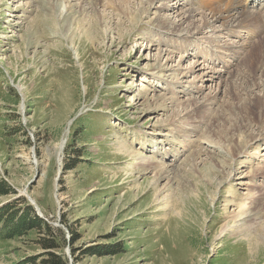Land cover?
<instances>
[{"label":"rangeland","instance_id":"rangeland-1","mask_svg":"<svg viewBox=\"0 0 264 264\" xmlns=\"http://www.w3.org/2000/svg\"><path fill=\"white\" fill-rule=\"evenodd\" d=\"M98 2L0 0V264H25L41 251L37 231L14 233L27 212L25 190L64 230L72 264H264L263 178L247 180L264 144L253 159L232 158L230 142L250 136L233 133L234 121L217 114L242 66L232 63L219 82L197 49L240 37L223 34V20L211 18L214 0ZM189 9L194 17L187 20ZM161 16L170 29L178 24L174 32L157 29ZM203 16L210 20L202 25ZM187 31L196 34L185 40V53L178 36ZM194 63L182 78L178 68ZM161 65L170 67L163 81L152 74ZM199 67L208 74L198 103L184 105L190 96L173 93L165 79L195 85ZM205 100L213 103L204 122L198 109ZM170 130L179 144L166 138ZM243 196L244 211L229 223L238 232L221 234L228 212L238 211L231 204L226 210L225 199L241 204Z\"/></svg>","mask_w":264,"mask_h":264},{"label":"bare ground","instance_id":"bare-ground-1","mask_svg":"<svg viewBox=\"0 0 264 264\" xmlns=\"http://www.w3.org/2000/svg\"><path fill=\"white\" fill-rule=\"evenodd\" d=\"M93 1H95L96 5L97 4L99 5L98 0L97 1L93 0ZM219 2H223V5L220 6L218 4ZM214 5H215V9L217 8L218 10L216 12L213 11L211 18H213V20L218 19V18H221L223 20L224 24L222 25L223 27L222 33L223 34L226 33L227 36H230L231 34H237V36L240 37V40L238 41L231 40L232 42H227V41L220 40V39L219 40L218 39L209 40V41L207 40L208 42L203 43L201 47L199 45H198L199 47L197 46V49H199V52L201 54V58L199 57L198 58L201 60L203 68H205L206 70L212 69L209 72H212L214 74L219 73V77H218L219 82L222 78V72L223 71L224 73L229 72V68L232 65V63L234 62L241 63L242 69L240 73L232 76L231 78L233 79L232 81L229 80L230 83L228 87L229 89L228 92L231 94L230 99H229L230 102L226 106H223L222 103L218 104L217 108L219 109L217 110V112L219 111L221 113L220 115H219V112L217 114L219 116V119H221L220 121L223 123L228 122L227 118L231 119V121H234L233 126H232L233 127L232 130L234 131L233 133L237 131L238 132L244 131L245 133L248 134V136H250V140L247 143L241 142L239 138L234 142L233 140L232 141L230 140L231 148L228 151H231V152L235 151L232 158H236L240 155H243V157L245 156V158L253 159L252 157L256 156V154L258 153L257 149L261 147V143L264 144V0H258V1H254V0H214ZM256 5L258 8H256ZM189 17L190 18L194 17L190 9L188 10L187 20ZM203 18H204V22H202V25L206 22V20L208 19V16H205V17L203 16ZM156 19L158 21V24H156L157 22L155 23L157 25V29L167 30V29H164L166 27L170 29L171 27L170 26L171 22H169L170 18L169 19L165 17L163 18L161 16V17H157ZM187 20H185V22ZM195 20L196 19L194 18V21ZM233 22H237V25L232 27L230 23H233ZM175 25H178V24H175ZM175 25H173L174 27L170 29L172 32H174V29L176 28ZM238 27H242L245 32L240 33L237 30ZM196 29L198 30V32L202 31L200 25L197 26ZM194 34H196V32L187 31V33L185 32L184 34L179 35L178 39L180 40V43H182L179 45V49L180 48L184 49V52L188 53L190 45H186L184 44V42H186L185 40H189L190 37L192 36L194 37L195 36ZM220 34H221V30H220ZM179 40L177 41L179 42ZM173 45H175V47H178L176 46V44H173ZM255 48H257L256 51H255ZM255 52H256V55H254ZM180 53H183V51ZM183 56L181 55V60ZM248 56H249V61L246 60ZM256 56H257V60H256L257 64L255 67L256 68L258 66L259 67L257 69H252L251 64L254 62V58ZM208 61L212 64V66H209ZM198 66L199 65L196 64L191 69H182V68H178V69L180 70V74L182 75V78H187L190 72H194L195 68H197ZM161 67L163 69L152 71V74L154 77L162 78L161 81H163L164 77L162 76H164L165 71L170 70V67L163 66V65H161ZM199 71L202 72L198 77L196 76V78H200L199 83L195 82V85L193 84L191 86L185 85L183 81L182 82L179 81L178 78L176 77L171 76L170 78L165 79L167 81L168 88L171 91L173 90V93L174 91L177 93H183V95H186V98L190 96L187 98L186 103L184 105H187V104L194 105L195 103H198L197 100H195L197 99L195 97V93L200 88L201 86L200 83L205 79L206 74H208L205 70L202 69V67L199 69ZM210 103H213V101L206 102L205 100L204 104L201 105V108L198 109L200 111L202 118L205 117L204 119H202V121L204 122L206 118H208L209 120V117L207 116V114L210 113V108L208 107V104ZM229 114H232L233 117L231 118ZM169 132H170V135H167L166 138L168 139V136H171L172 138V140L170 139L171 142H173V144H176V145L179 144L178 140L180 138L176 130H170ZM68 133L69 131L67 129L65 136L63 137L62 141L58 145V153H57L58 159L57 160L59 164L63 162L64 150H65V146L67 143ZM195 140L196 139L189 138V141L188 140L186 141H188V144H190ZM251 144H256V149L253 151V154L247 151ZM133 152L135 151H132V153ZM235 154H238V156ZM236 160L237 159H235V161ZM145 164L148 165L147 163ZM252 165H253V168L252 170L248 171L247 180L250 179V181H255L258 178L262 177L263 185L262 184L261 185L264 186V155L262 159L257 162L256 165L255 164H252ZM237 169L238 167L237 168L234 167L229 172L228 178L230 179V181H232V177H233L232 173L234 171H238ZM157 181L158 180H156V182ZM257 186L258 184L257 185L254 184L250 188L249 192L253 193ZM214 197H212V199ZM247 198L248 197L243 196V198L241 199L242 201L241 204H239L238 202L231 203L230 200H228L227 198H226L227 200L225 199L224 207L226 210H228V205L231 204V205H236V207L238 208V211H235L236 210L235 209L232 212H228V221L222 225L221 231H220L221 234H224L231 230H233V233L238 232V230L236 229H230L232 226L229 225V223H231V221L235 219L239 215V213H242L244 211V206L248 203L246 201ZM249 199H252V195L249 196Z\"/></svg>","mask_w":264,"mask_h":264},{"label":"trees","instance_id":"trees-1","mask_svg":"<svg viewBox=\"0 0 264 264\" xmlns=\"http://www.w3.org/2000/svg\"><path fill=\"white\" fill-rule=\"evenodd\" d=\"M22 200L25 202L27 212L23 224L19 223L14 227V233L20 234L22 231V234H29L34 230L37 231V237L33 241L41 249L39 253L27 257L25 264H70L63 249L67 241L64 230L41 218L24 197ZM77 239L78 237L73 233L70 243H75Z\"/></svg>","mask_w":264,"mask_h":264},{"label":"water","instance_id":"water-1","mask_svg":"<svg viewBox=\"0 0 264 264\" xmlns=\"http://www.w3.org/2000/svg\"><path fill=\"white\" fill-rule=\"evenodd\" d=\"M28 199L32 202V204L35 205L36 209L39 211V208L36 206L34 199L32 197H30V196H28ZM67 252H68V255H69V251H67Z\"/></svg>","mask_w":264,"mask_h":264}]
</instances>
